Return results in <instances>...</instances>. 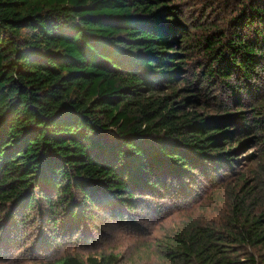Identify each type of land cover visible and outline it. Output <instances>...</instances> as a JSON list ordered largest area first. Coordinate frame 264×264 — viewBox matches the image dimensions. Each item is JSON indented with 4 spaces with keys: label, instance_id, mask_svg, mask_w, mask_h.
I'll list each match as a JSON object with an SVG mask.
<instances>
[{
    "label": "trees",
    "instance_id": "1",
    "mask_svg": "<svg viewBox=\"0 0 264 264\" xmlns=\"http://www.w3.org/2000/svg\"><path fill=\"white\" fill-rule=\"evenodd\" d=\"M177 1L0 0V233L38 214L56 229L60 204L78 224L96 197L164 199L156 186L195 161H230L243 100H264V0H232L231 17L228 4L229 18L203 19ZM185 67L193 77L181 89ZM207 83L204 101L184 96ZM261 192H233L216 227L191 221L166 235L159 264H264Z\"/></svg>",
    "mask_w": 264,
    "mask_h": 264
},
{
    "label": "rangeland",
    "instance_id": "2",
    "mask_svg": "<svg viewBox=\"0 0 264 264\" xmlns=\"http://www.w3.org/2000/svg\"><path fill=\"white\" fill-rule=\"evenodd\" d=\"M177 3L190 5L188 15L194 11L202 19L215 14L229 18L223 11L228 4L234 7L230 17L236 10L232 0L227 3L222 0H178ZM239 13L240 10L236 15ZM197 61L196 57L193 67L198 65ZM186 67L182 69L186 79L179 84L181 89L193 77L194 70ZM203 88L198 92L193 88L184 90L183 94L198 95L204 101L207 97L201 94L212 91L208 83ZM245 89L253 96L252 90ZM213 91L223 99L226 97V91ZM213 102L212 99L206 101V111L213 110ZM243 102L242 119L235 126L238 133L233 137L229 162L215 166L211 162L195 161L182 173L172 175L169 186H156L154 192L164 199L141 195L122 201L100 196L95 198L97 207H89L94 213L92 218L85 217L78 224L70 221L69 206L60 204L55 211L56 229L50 222L45 223L39 214L18 230H11L14 232L3 229L0 233V264H44L68 254L87 256L102 252L118 254V264H159V243L166 235L191 221L200 224L208 221L212 227L218 226L231 208L233 192L244 186H255L264 193V100L249 98ZM239 122L247 127L241 130ZM160 171L167 172L169 167Z\"/></svg>",
    "mask_w": 264,
    "mask_h": 264
}]
</instances>
